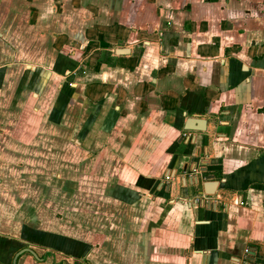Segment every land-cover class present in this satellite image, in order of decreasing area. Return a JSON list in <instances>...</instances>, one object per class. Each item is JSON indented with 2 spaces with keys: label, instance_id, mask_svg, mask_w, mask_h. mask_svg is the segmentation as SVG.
<instances>
[{
  "label": "crops",
  "instance_id": "obj_1",
  "mask_svg": "<svg viewBox=\"0 0 264 264\" xmlns=\"http://www.w3.org/2000/svg\"><path fill=\"white\" fill-rule=\"evenodd\" d=\"M209 181L220 208L194 202ZM18 254L264 264V0H0V264Z\"/></svg>",
  "mask_w": 264,
  "mask_h": 264
},
{
  "label": "water",
  "instance_id": "obj_2",
  "mask_svg": "<svg viewBox=\"0 0 264 264\" xmlns=\"http://www.w3.org/2000/svg\"><path fill=\"white\" fill-rule=\"evenodd\" d=\"M125 54V50H121ZM207 120L202 118H189L185 124V130L188 132H206L207 131ZM194 181L197 184L198 178L194 177ZM219 183L215 181H209L204 184L205 194L215 196L218 191ZM29 251V250H25ZM24 253V252H23ZM21 254H18L14 260V264H17V260Z\"/></svg>",
  "mask_w": 264,
  "mask_h": 264
},
{
  "label": "built area",
  "instance_id": "obj_3",
  "mask_svg": "<svg viewBox=\"0 0 264 264\" xmlns=\"http://www.w3.org/2000/svg\"><path fill=\"white\" fill-rule=\"evenodd\" d=\"M213 197L214 196H210V195H207V194H204L202 198L198 199V198H195L194 202L196 203H200L202 204L204 207H210V208H220V206L217 204L218 200L216 199V202H214L213 200ZM252 253V250L251 248H247L245 250V260L248 256H250V254ZM247 261V260H246ZM241 264V263H239Z\"/></svg>",
  "mask_w": 264,
  "mask_h": 264
}]
</instances>
